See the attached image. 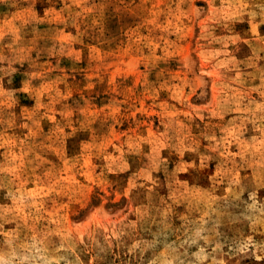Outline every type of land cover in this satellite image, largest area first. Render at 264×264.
Wrapping results in <instances>:
<instances>
[{
  "label": "rangeland",
  "instance_id": "rangeland-1",
  "mask_svg": "<svg viewBox=\"0 0 264 264\" xmlns=\"http://www.w3.org/2000/svg\"><path fill=\"white\" fill-rule=\"evenodd\" d=\"M0 264H264V0H0Z\"/></svg>",
  "mask_w": 264,
  "mask_h": 264
}]
</instances>
